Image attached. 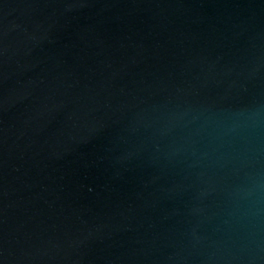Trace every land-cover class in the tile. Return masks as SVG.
<instances>
[{"label": "water", "instance_id": "1", "mask_svg": "<svg viewBox=\"0 0 264 264\" xmlns=\"http://www.w3.org/2000/svg\"><path fill=\"white\" fill-rule=\"evenodd\" d=\"M0 264H264V0H0Z\"/></svg>", "mask_w": 264, "mask_h": 264}]
</instances>
